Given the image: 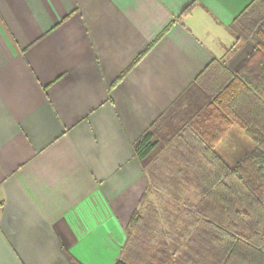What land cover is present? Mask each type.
<instances>
[{
  "label": "crops",
  "instance_id": "obj_1",
  "mask_svg": "<svg viewBox=\"0 0 264 264\" xmlns=\"http://www.w3.org/2000/svg\"><path fill=\"white\" fill-rule=\"evenodd\" d=\"M252 1L0 0V264L115 263L148 185L135 141L246 58Z\"/></svg>",
  "mask_w": 264,
  "mask_h": 264
},
{
  "label": "trees",
  "instance_id": "obj_2",
  "mask_svg": "<svg viewBox=\"0 0 264 264\" xmlns=\"http://www.w3.org/2000/svg\"><path fill=\"white\" fill-rule=\"evenodd\" d=\"M248 13L255 17L252 30L245 33L252 50L235 70L217 60L208 65L192 86L212 69L218 70L208 90L207 108L184 120L175 133L174 149L181 161L177 174L193 185L194 200L184 198L172 205L178 214L162 217L168 222L173 216L172 226L160 230L155 243L145 241L150 224L136 208L114 264H136L124 258L125 252L142 264H174L175 260L182 264H264V0H253L237 17L231 25L234 34V26ZM164 117L133 145L142 168L159 145L156 132ZM232 125L256 145L228 166L214 148ZM144 197L145 193L139 203ZM147 212L158 215L152 205Z\"/></svg>",
  "mask_w": 264,
  "mask_h": 264
},
{
  "label": "rangeland",
  "instance_id": "obj_3",
  "mask_svg": "<svg viewBox=\"0 0 264 264\" xmlns=\"http://www.w3.org/2000/svg\"><path fill=\"white\" fill-rule=\"evenodd\" d=\"M254 21L255 17L252 13H248L240 22H237L234 26L236 43L248 41L245 38V33L247 34L250 29L252 30ZM238 36L239 39L237 38ZM227 52L230 54L231 48ZM217 71L218 70L212 69L208 72L209 74L207 76L204 74L202 76V81L194 86L195 88L193 87L189 92L183 94L172 107L174 113L168 115L162 127L156 132L159 145L143 167V171L148 180V186L145 191V197L137 207L139 212L146 217L150 224V226H147L149 229L145 237L147 243H155L156 239L159 237V231L167 229L169 224L170 227L172 226L170 220L174 215L178 214V212H175V208L172 207L173 204L176 202L181 204L184 198L194 200L193 185L188 184L177 174V169L181 168V161L179 152L174 149L177 139L175 133L188 116L199 113L200 111L202 112L207 108L206 104L208 102V95L210 94L208 90L217 77ZM255 145V142L250 140V137L241 134L239 130L233 126L226 140L222 142L220 146L217 145L215 149L224 157L227 164L234 165L252 150ZM173 193L180 198L175 199ZM167 201L170 202V205H166ZM149 205H152L157 210V217L147 212V206ZM168 214L173 216L168 217V222H164L162 217H166ZM150 233L152 235L148 236ZM132 255L133 254L125 252L123 256L132 263L142 264L140 260H135Z\"/></svg>",
  "mask_w": 264,
  "mask_h": 264
}]
</instances>
